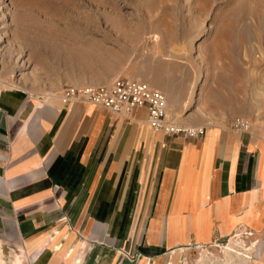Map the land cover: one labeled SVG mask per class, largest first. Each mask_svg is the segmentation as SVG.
<instances>
[{"label":"crops","instance_id":"crops-1","mask_svg":"<svg viewBox=\"0 0 264 264\" xmlns=\"http://www.w3.org/2000/svg\"><path fill=\"white\" fill-rule=\"evenodd\" d=\"M68 59L45 87L1 71L0 264H130L138 253L137 264H187L211 245L257 247L261 264L264 127L233 131L222 95L209 117L184 118L204 126L198 139L153 134L143 109L125 120L64 104L57 93L90 83L96 68ZM162 78L149 84L182 114L190 80Z\"/></svg>","mask_w":264,"mask_h":264},{"label":"rangeland","instance_id":"rangeland-1","mask_svg":"<svg viewBox=\"0 0 264 264\" xmlns=\"http://www.w3.org/2000/svg\"><path fill=\"white\" fill-rule=\"evenodd\" d=\"M66 58L96 67L83 86L110 84L104 72L152 86L162 73H182L191 105L169 112L175 123L209 117L222 95L229 119L264 127V0H0L4 76L45 87ZM211 247L188 252L187 264H252L259 255L257 247Z\"/></svg>","mask_w":264,"mask_h":264},{"label":"built area","instance_id":"built-area-1","mask_svg":"<svg viewBox=\"0 0 264 264\" xmlns=\"http://www.w3.org/2000/svg\"><path fill=\"white\" fill-rule=\"evenodd\" d=\"M2 73L0 70V82ZM64 104L79 103L99 107L110 115L130 120L136 110L147 113V124L153 133L166 136L181 135L198 139L205 133L204 126L174 123L168 118L166 96L140 80L119 77L100 86H67L58 94ZM236 133H248L252 126L246 119H234L230 125Z\"/></svg>","mask_w":264,"mask_h":264},{"label":"bare ground","instance_id":"bare-ground-1","mask_svg":"<svg viewBox=\"0 0 264 264\" xmlns=\"http://www.w3.org/2000/svg\"><path fill=\"white\" fill-rule=\"evenodd\" d=\"M168 113V112H167ZM168 118L170 119L171 117H170V114L168 113ZM173 119V118H172ZM175 123V122H174ZM154 134H159V133H154Z\"/></svg>","mask_w":264,"mask_h":264}]
</instances>
